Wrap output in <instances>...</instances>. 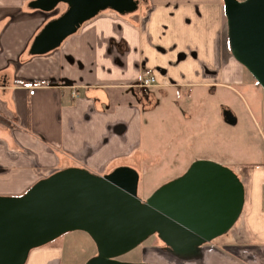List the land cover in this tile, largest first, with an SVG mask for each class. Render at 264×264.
Returning a JSON list of instances; mask_svg holds the SVG:
<instances>
[{
    "label": "crops",
    "instance_id": "1",
    "mask_svg": "<svg viewBox=\"0 0 264 264\" xmlns=\"http://www.w3.org/2000/svg\"><path fill=\"white\" fill-rule=\"evenodd\" d=\"M31 1L0 0V196H19L70 166L100 175L133 167L127 160L136 166L147 151L143 113L149 120L153 109L143 104L155 101L151 86L139 85L144 77L154 76L152 86L164 97L181 87L197 96L205 87H223L252 109L239 89L247 83L246 67L231 52L223 0H138L135 12L102 11L39 55L28 52L33 38L66 4L44 11L29 7ZM258 117L264 127V114ZM259 163L235 166L245 185L244 208L208 264H264ZM200 251L190 264H199ZM62 258V245L45 244L25 264H61Z\"/></svg>",
    "mask_w": 264,
    "mask_h": 264
},
{
    "label": "water",
    "instance_id": "2",
    "mask_svg": "<svg viewBox=\"0 0 264 264\" xmlns=\"http://www.w3.org/2000/svg\"><path fill=\"white\" fill-rule=\"evenodd\" d=\"M66 9L46 22L29 54L47 53L105 10L135 12L138 0H32L44 11ZM232 54L264 88V0H223ZM227 123L237 117L223 110ZM139 172L119 165L105 174L70 166L34 183L19 196H0V264H25L30 251L73 230L94 241L97 254L83 264L121 262L150 235L157 234L175 254L187 256L230 231L243 211L246 190L230 167L199 159L145 199L137 195Z\"/></svg>",
    "mask_w": 264,
    "mask_h": 264
},
{
    "label": "rangeland",
    "instance_id": "3",
    "mask_svg": "<svg viewBox=\"0 0 264 264\" xmlns=\"http://www.w3.org/2000/svg\"><path fill=\"white\" fill-rule=\"evenodd\" d=\"M246 76L247 83L239 89L248 98L252 109L244 104L239 94L223 87H205L198 96L190 88L181 87L176 91L169 90L164 97L159 95L158 89L148 86V92H152L150 99L155 101L143 104L144 107L153 106L149 120L143 113L141 148L147 151L136 166L134 161H126L139 172V198L145 199L161 184L181 175L195 160L215 161L233 170L239 164L264 162V127L258 117L264 114V88L247 68ZM154 89L157 94L152 97ZM224 109H230L236 115L238 121L235 124L224 120ZM162 113L168 116L166 120L162 121L159 116ZM161 121L166 124V130L163 128L162 132ZM222 239L220 236L200 246L203 256L199 264H208L207 259L213 254L210 252L213 249L221 250L218 245ZM47 244L62 245L61 264H83L97 254L94 241L82 230L69 231ZM237 249L233 247L232 250ZM197 253L177 255L157 234H153L117 259L128 263L190 264V257Z\"/></svg>",
    "mask_w": 264,
    "mask_h": 264
},
{
    "label": "built area",
    "instance_id": "4",
    "mask_svg": "<svg viewBox=\"0 0 264 264\" xmlns=\"http://www.w3.org/2000/svg\"><path fill=\"white\" fill-rule=\"evenodd\" d=\"M155 83V78L154 76H149V77H144L141 82L139 83L140 86H143V87H148V86H151ZM33 88H30V93L32 94L33 93Z\"/></svg>",
    "mask_w": 264,
    "mask_h": 264
},
{
    "label": "trees",
    "instance_id": "5",
    "mask_svg": "<svg viewBox=\"0 0 264 264\" xmlns=\"http://www.w3.org/2000/svg\"><path fill=\"white\" fill-rule=\"evenodd\" d=\"M258 83V82H257ZM259 84V83H258ZM260 85V84H259ZM0 120L2 121V119L0 118Z\"/></svg>",
    "mask_w": 264,
    "mask_h": 264
}]
</instances>
